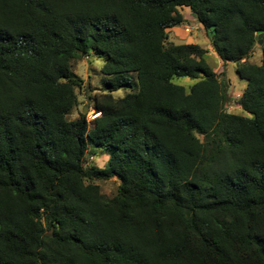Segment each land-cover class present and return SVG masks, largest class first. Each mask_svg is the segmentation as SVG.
I'll use <instances>...</instances> for the list:
<instances>
[{"label": "trees", "instance_id": "trees-1", "mask_svg": "<svg viewBox=\"0 0 264 264\" xmlns=\"http://www.w3.org/2000/svg\"><path fill=\"white\" fill-rule=\"evenodd\" d=\"M182 8L237 65L250 118L207 50L170 42ZM263 30L264 0H0V264H264ZM92 55L108 91L69 120Z\"/></svg>", "mask_w": 264, "mask_h": 264}, {"label": "rangeland", "instance_id": "rangeland-1", "mask_svg": "<svg viewBox=\"0 0 264 264\" xmlns=\"http://www.w3.org/2000/svg\"><path fill=\"white\" fill-rule=\"evenodd\" d=\"M180 12L184 16L186 23L185 25L170 30V42L174 44H198L200 47L207 50L210 66L219 75L220 80L228 84V94L231 99L227 108L228 112L250 118L251 115L241 109L236 103L247 88V82L242 80L237 73V65L234 63L224 65L222 63L220 58L211 48V40L208 33L204 28L198 26V23L193 19L189 8H182L180 9ZM187 26L191 27L193 30L189 32L186 28ZM260 48L261 46L257 44L255 52L248 59L249 63L256 65L262 63L263 56ZM104 64V58L96 57L94 55L90 58H84L73 63V71L83 80V86L77 91L79 105L70 113L69 120L78 118L81 113H84V110L87 107H89V111L87 109L88 122L91 123L95 119L96 115L93 108V99L96 95L108 91L106 85L108 77L102 73ZM198 81V79L189 77H179L174 80V84L184 87L186 91L189 92L190 88ZM129 92V89H121L118 92L113 93V95L115 98H121ZM89 126L91 125L89 124ZM108 158L109 157L105 152L94 150L90 147L85 158V166L104 168ZM96 184L100 186L102 193L109 198L114 197L118 192L119 181L116 178L108 181H96Z\"/></svg>", "mask_w": 264, "mask_h": 264}, {"label": "water", "instance_id": "water-1", "mask_svg": "<svg viewBox=\"0 0 264 264\" xmlns=\"http://www.w3.org/2000/svg\"><path fill=\"white\" fill-rule=\"evenodd\" d=\"M263 39H264V30L258 32L257 40L260 46L263 45ZM84 114H87V108L84 110Z\"/></svg>", "mask_w": 264, "mask_h": 264}, {"label": "built area", "instance_id": "built-area-1", "mask_svg": "<svg viewBox=\"0 0 264 264\" xmlns=\"http://www.w3.org/2000/svg\"><path fill=\"white\" fill-rule=\"evenodd\" d=\"M187 28V30L190 32V31H192L193 29L191 28V27H186Z\"/></svg>", "mask_w": 264, "mask_h": 264}]
</instances>
